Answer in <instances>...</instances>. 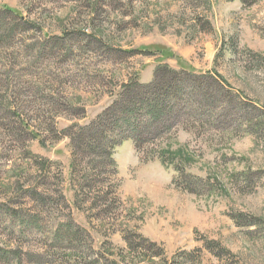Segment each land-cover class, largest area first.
I'll return each instance as SVG.
<instances>
[{
	"label": "rangeland",
	"instance_id": "obj_1",
	"mask_svg": "<svg viewBox=\"0 0 264 264\" xmlns=\"http://www.w3.org/2000/svg\"><path fill=\"white\" fill-rule=\"evenodd\" d=\"M160 65L231 104L92 172L61 132ZM0 264H264V0H0Z\"/></svg>",
	"mask_w": 264,
	"mask_h": 264
},
{
	"label": "trees",
	"instance_id": "obj_2",
	"mask_svg": "<svg viewBox=\"0 0 264 264\" xmlns=\"http://www.w3.org/2000/svg\"><path fill=\"white\" fill-rule=\"evenodd\" d=\"M229 96L212 76H196L160 65L150 83L130 80L118 98L89 124L61 134L71 140L73 155L91 157L86 163L92 172L108 165L115 175L112 151L123 141H132L140 149L177 125L192 124L206 114L211 116ZM227 103L231 104L230 99ZM71 165L72 169L76 166L74 157Z\"/></svg>",
	"mask_w": 264,
	"mask_h": 264
}]
</instances>
